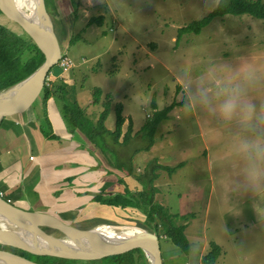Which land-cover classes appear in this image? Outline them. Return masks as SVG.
<instances>
[{
	"label": "rangeland",
	"instance_id": "1",
	"mask_svg": "<svg viewBox=\"0 0 264 264\" xmlns=\"http://www.w3.org/2000/svg\"><path fill=\"white\" fill-rule=\"evenodd\" d=\"M77 3L73 12L50 14L62 53L75 62L65 72L56 64L48 74L49 98L56 100L50 108L55 127L60 128L61 115L71 130L62 103L73 106L78 95V104L95 122L108 100L105 126L111 130L121 103L123 133L130 120L133 129H141L155 110L153 101L158 109L174 103L158 125L152 149L134 160L132 150L145 141H129L120 149L105 137L115 150L113 164L125 165L132 156L129 164L136 174L156 163H183L170 174L156 169L155 203L174 215L175 223L185 224L190 244L188 253L183 252L166 238L158 221L164 264L167 253L183 255L172 264H201L211 242L221 247L215 264H264V20L248 14L215 17L200 33L178 39V29L207 15L217 0ZM99 15L104 16L102 24H88ZM62 81L69 84L65 96L56 88ZM97 87L101 93L92 102ZM228 99L236 107L226 118L221 106ZM125 190L126 197L134 191ZM149 192L154 190L147 188ZM0 196L13 204L4 193ZM139 216L131 211L121 224H153ZM39 227L57 234L45 224ZM31 258L36 260V255Z\"/></svg>",
	"mask_w": 264,
	"mask_h": 264
},
{
	"label": "crops",
	"instance_id": "2",
	"mask_svg": "<svg viewBox=\"0 0 264 264\" xmlns=\"http://www.w3.org/2000/svg\"><path fill=\"white\" fill-rule=\"evenodd\" d=\"M77 1L50 0L46 5L51 15L58 13L62 16L65 12H73L75 4L79 5ZM50 96L41 98L32 115L17 132L0 141V192L20 208L61 214L83 227L121 224L131 211L140 214V220L141 216L146 217L137 207L123 208L111 204L109 199L125 188L140 189L138 182L113 164L115 156L109 148L103 153L85 136L69 130L61 115L60 128L55 127L50 112L55 98ZM135 128L132 137L139 130ZM137 139L141 140L140 136L132 138L130 143ZM122 140L120 138L119 142ZM117 144L121 149L123 145ZM139 151L140 154L132 153L133 160L144 150ZM207 244L204 241L203 252H206ZM178 255L167 253L164 260L172 264L178 259L176 256H183ZM186 259L184 256L185 262Z\"/></svg>",
	"mask_w": 264,
	"mask_h": 264
},
{
	"label": "trees",
	"instance_id": "3",
	"mask_svg": "<svg viewBox=\"0 0 264 264\" xmlns=\"http://www.w3.org/2000/svg\"><path fill=\"white\" fill-rule=\"evenodd\" d=\"M242 14H248L264 20V0H217L216 6L207 15L199 19L192 20L188 24L180 27L178 29V39H180L184 34L200 33L201 30L215 17ZM103 20V15L95 16L89 20L88 24H102ZM40 62V57L36 55L28 45H26L19 38L13 35L7 28L0 24V92L25 79L33 71H35ZM68 85L69 84L62 81L61 84L56 85V88L65 96L68 91ZM100 93L101 89L97 87L95 89V99L92 100V102L98 101ZM50 94H52V92L49 90V87L46 84L43 96L48 97ZM107 102L105 103V109L100 113V116L96 122L89 118L86 109L78 104L76 98L74 100L73 106H70L66 101H63L62 103L63 115L68 120L71 131L78 129L83 136H85L94 146L98 147L103 153L107 148H111L107 145L109 139L112 140L109 142L110 145L117 143L124 145V143H127L132 139L133 130V121L130 120L127 130L124 133L122 131V127L126 119L124 115H122L123 105L121 103L116 107L115 129L109 130L106 128L105 121L109 115L110 109L109 104L107 105ZM152 105L155 108L152 116L146 119L143 126L137 133L139 134L140 138L146 142V144L135 149L133 151L134 154L139 150H150V148L155 143V133L158 125L169 117L168 113L175 106V104L172 103L163 109H158L154 101L152 102ZM107 135L108 140L106 138L107 141L105 142V137ZM121 136L123 140L119 142ZM110 150L113 152L115 151L113 148ZM119 157L120 156L117 154V158ZM129 160H132V156L129 157L127 161H124L126 166L119 164L118 162L115 166L123 169L126 175L134 177L140 184L141 190L139 192L133 191L132 195L128 197L125 196V193L116 194L114 197L110 198L109 201L111 204L122 206L123 208L131 206L142 210V212L146 215V218L143 222H151L153 224L147 226L144 225V223H141L139 225L155 231L158 235H160L158 230V221H160L164 226V235L166 238L171 240L183 252L188 253L190 250V244L185 234V224L175 223L173 221L174 215L173 217L170 214L168 215L161 204L157 205L155 203V192L157 187L154 186V181L158 177L156 169H165L170 174L177 168L181 167L183 163L180 162L174 166L156 163L152 164L151 169L148 168L144 173L136 174L132 169V165L129 164ZM118 164L120 166H118ZM142 184L145 185L143 186ZM147 188H151L154 190V192L146 193ZM127 189L128 188H126L125 192ZM131 191L132 190L129 191V194H131ZM135 193H137V195ZM97 199L100 200L101 197L98 196ZM210 245V251L202 257V264H215L221 253L220 245L215 242H211ZM5 249L17 252L29 258L32 256V253L19 250L17 248L5 247ZM36 261L42 264H149L146 255L142 251H131L123 254H114L94 260L67 259L61 257L36 255Z\"/></svg>",
	"mask_w": 264,
	"mask_h": 264
},
{
	"label": "water",
	"instance_id": "4",
	"mask_svg": "<svg viewBox=\"0 0 264 264\" xmlns=\"http://www.w3.org/2000/svg\"><path fill=\"white\" fill-rule=\"evenodd\" d=\"M0 24L28 45L41 59L39 66L29 76L0 92V141H2L17 132L34 112L43 97L48 74L58 63L62 51L46 0H0ZM1 199L9 203L4 198L1 197ZM9 204L17 210L15 218L12 216L10 220L16 221L19 217L20 223L25 224L24 226L41 222L45 224V228L52 229L58 234H50L45 230V233L51 237L82 239L84 242L81 244L95 246L102 251L101 254L95 256L69 255L47 246L0 240L2 246H10L35 255L82 260L101 259L114 254L142 251L149 264H164L159 235L144 226L104 223L132 227L137 233L129 239H117L99 230V226L103 224L83 227L61 214L28 210L12 203ZM0 264L42 263L0 247Z\"/></svg>",
	"mask_w": 264,
	"mask_h": 264
},
{
	"label": "bare ground",
	"instance_id": "5",
	"mask_svg": "<svg viewBox=\"0 0 264 264\" xmlns=\"http://www.w3.org/2000/svg\"><path fill=\"white\" fill-rule=\"evenodd\" d=\"M55 48L57 47L55 46ZM16 214L17 210L9 203L3 201L0 197V240L26 243L34 246H47L49 248L61 250L63 253L69 255L95 256L101 254L102 250L100 248L81 244L84 242L82 239L79 240L69 237L54 238L51 237V235H47L45 230L39 227V224H43L41 222L24 226L25 224L20 223L19 217L16 221L10 220L12 216L15 218ZM99 230L117 239H129L130 237L137 235L134 228L127 226L103 224L102 226H99Z\"/></svg>",
	"mask_w": 264,
	"mask_h": 264
},
{
	"label": "built area",
	"instance_id": "6",
	"mask_svg": "<svg viewBox=\"0 0 264 264\" xmlns=\"http://www.w3.org/2000/svg\"><path fill=\"white\" fill-rule=\"evenodd\" d=\"M57 65L60 67V69L65 72L69 69H71L72 67L75 66V62L72 58L68 57L65 54H61V57L58 60ZM49 76V75H48ZM48 79L49 77L46 79V84L48 85Z\"/></svg>",
	"mask_w": 264,
	"mask_h": 264
},
{
	"label": "clouds",
	"instance_id": "7",
	"mask_svg": "<svg viewBox=\"0 0 264 264\" xmlns=\"http://www.w3.org/2000/svg\"><path fill=\"white\" fill-rule=\"evenodd\" d=\"M236 105L235 102L232 99L225 100V102L221 106V110L225 117H229L233 110L235 109Z\"/></svg>",
	"mask_w": 264,
	"mask_h": 264
},
{
	"label": "flooded vegetation",
	"instance_id": "8",
	"mask_svg": "<svg viewBox=\"0 0 264 264\" xmlns=\"http://www.w3.org/2000/svg\"><path fill=\"white\" fill-rule=\"evenodd\" d=\"M1 247H3V248H5V247H10V246H2V245H0ZM17 253V252H16Z\"/></svg>",
	"mask_w": 264,
	"mask_h": 264
}]
</instances>
